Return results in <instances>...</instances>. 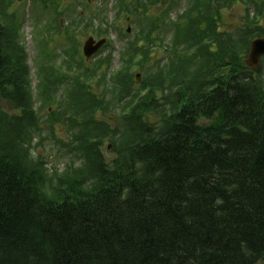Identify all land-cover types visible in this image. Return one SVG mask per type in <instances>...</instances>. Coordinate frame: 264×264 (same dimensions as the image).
<instances>
[{"label":"trees","instance_id":"trees-1","mask_svg":"<svg viewBox=\"0 0 264 264\" xmlns=\"http://www.w3.org/2000/svg\"><path fill=\"white\" fill-rule=\"evenodd\" d=\"M232 1L216 0V15ZM12 2L0 0V95L21 115L0 112V264H264V79L240 59L253 29L229 40L236 59L223 64L222 77L199 83L197 66L161 128L144 125L136 109L129 136L89 114L97 97L75 88L57 119L41 121L17 43L20 21L6 22ZM194 2L196 19L213 25L210 2ZM255 7L261 14L262 4ZM37 65L36 97L50 103L47 80L55 88L64 80ZM105 88V96L123 88L128 109L127 81ZM60 121L79 127L72 138L79 158L52 175L31 144L43 123ZM107 136L111 163L99 151Z\"/></svg>","mask_w":264,"mask_h":264},{"label":"rangeland","instance_id":"rangeland-1","mask_svg":"<svg viewBox=\"0 0 264 264\" xmlns=\"http://www.w3.org/2000/svg\"><path fill=\"white\" fill-rule=\"evenodd\" d=\"M59 6L61 7V15H63L65 24L70 25L69 28V34H72V37L74 35L80 36L79 40L81 45L83 46L85 40L89 36L90 33L87 31L90 29L89 27H98L97 32L99 30L108 29L109 25L111 24V21H119L116 22V27L111 28V32L108 31L109 38H110V45L107 49L103 51L100 57H107L110 56V58L107 60H104V68L105 72L108 74H113L116 71L114 69H117L122 62V57L124 54L122 51L124 49H127V46L131 45L135 41V37L137 32H145L148 29H151L152 23H155L157 31L153 30L155 33L153 36H155V43L154 46L159 47L160 49H156L154 51H149L152 42L147 43L148 45L144 46V42H139V46H143V49L141 50L146 57L145 65L143 68L137 69L135 75L140 74V81L135 86V93L132 90L128 97V105L132 102V97L138 91L140 90V87H145L144 83H148V78L153 75L156 77H159L157 75L158 69L162 65L167 64V69L165 72V78L164 81L161 83H164L166 86L163 85H153L151 87V92L146 96V98L136 104L139 100L137 97L133 100L134 105L136 104L137 107H139L141 104L149 103L151 108H148V112L146 115L148 116L146 118V122H148L150 125L154 126V130H159L162 126V124L165 123L166 119H162L161 115H165L168 117L171 116V111L167 112V107H173V103H171L168 99L169 97H172V93L169 91L171 88V81L175 83H180L182 81V74H179L177 76L176 69L178 65H183L185 68L181 69V73L183 75H186L185 78H183V85H186L187 78H190L192 74L195 76V70L197 66L199 68L202 67L203 73L208 74L209 76H213L214 73L220 74L219 67L215 63V66H211V63L207 64V59H204V56L201 55L199 57H195L196 59L190 58V57H177L174 54H172L176 42L181 43L179 47H186L185 40L188 37V31H190V24L187 28V25L189 23L188 20H186L181 26H177L175 22H180L181 16L192 18L190 16V10L193 7L194 0H157L158 2L154 0H137V9L134 11L132 9L133 5L135 4L134 0H128L129 6L125 4V2L121 0H58ZM248 2L249 0H245ZM147 2V3H146ZM237 1H234L232 4L227 5V7H221L219 17L216 19V27H212L213 30H206L205 33L208 34V37L215 38L217 36L218 41H227V36L224 37L225 33H228L229 40L236 36L235 34L245 28V32L248 30H251L255 27H261V29H264V18L262 16V21L260 24L254 23L253 21V14L256 11L255 5L253 3L243 5L242 3L236 4ZM13 10H18V17H20V20L23 23L22 26V34L24 37L25 46L27 48V52L29 54V62L31 66V85L33 88V95L37 96L40 94L39 92V83L36 78V72L33 68L35 66L34 61L38 59L42 62V59H49L51 58L52 52L43 50L39 47V44L43 43V38L46 34L47 28H53L56 26V23L58 22L59 16L57 13L53 11V8L47 7L45 9L44 4L41 2L34 3L33 0H20L19 4L17 2H13ZM139 5V6H138ZM119 8H124L123 12H120ZM247 9L250 12V18H247L246 12ZM134 11V12H131ZM264 14V13H263ZM204 16L207 17V12L205 11ZM184 20V19H183ZM107 24L103 27V29L100 27L101 24ZM251 24V26L249 25ZM88 25L89 29H86V26ZM128 28H130V32L127 33ZM39 29V31L42 32L38 34V37L36 36ZM207 29V27H205ZM50 34V32H48ZM66 34V33H65ZM223 34V36H222ZM240 34V32H238ZM33 35V36H32ZM177 35H180L177 37ZM195 37V35L193 34ZM97 38L96 36H94ZM65 39L59 38L56 42H48L49 46L54 50V53H62L64 54L65 48L67 49V46H69L68 43L64 41ZM209 43H211V40H209ZM217 41V42H218ZM216 42V43H217ZM185 43V44H184ZM215 43V44H216ZM157 44V45H156ZM58 48L60 51H58ZM82 48V47H81ZM221 53L219 47H215V52ZM177 55V54H176ZM111 56L113 57L111 59ZM174 57V59H172ZM193 56V55H192ZM99 57V58H100ZM97 60H101L96 58ZM184 59L190 60V62L182 63L181 61ZM246 60V51H244L242 58ZM61 60V59H59ZM81 60V59H79ZM86 60V59H85ZM96 60V61H97ZM84 62V61H83ZM172 62L173 67H169L168 63ZM89 65H94L95 61L92 59L87 62ZM103 62H98L99 64L98 68L101 67V64ZM144 63V61H143ZM63 64V63H62ZM132 62H126V65H131ZM141 66V65H140ZM36 68V67H35ZM137 68V67H136ZM135 68V69H136ZM199 70V69H198ZM263 70V79H264V62L262 66ZM189 76L187 77V74ZM187 77V78H186ZM200 77V73H199ZM198 77V78H199ZM160 78V77H159ZM185 79V80H184ZM144 80V81H143ZM203 80V77L201 78ZM206 80H209V77L206 78ZM143 81V82H142ZM199 81V80H198ZM201 81H199L200 83ZM142 83V85H140ZM106 85H103L101 87H96L95 94L99 96L98 103V109L99 116L98 120H105L112 124L110 126L112 129L116 128H124L123 132H128L129 136L132 135L131 130L132 127L129 123L125 122V120H121V108H123V105L125 104V99L120 94V89H118V93L115 95L107 94V96L103 95L104 92H106ZM150 86V85H149ZM174 86V85H173ZM185 88L180 90L179 92H182ZM123 88L121 89L122 93ZM158 91L155 93V91ZM154 92L155 100H150L151 93ZM126 93V91H125ZM33 99L34 101V108H38V111L40 108L42 111L38 112L39 115L43 118L46 116L49 117L48 120L51 119V122L53 119H57V116L54 115V110L63 109L61 107H67L71 104V102H63L64 98L63 91L60 93L57 100H55L53 97L54 102L52 103H46V101L41 102L39 99V96ZM66 96V95H65ZM176 96V95H175ZM174 97V96H173ZM177 97V96H176ZM175 97V98H176ZM52 106V107H50ZM146 106V105H145ZM148 107V106H147ZM152 107L154 109H152ZM136 108V107H135ZM115 110L118 111L116 114H113L111 112H107L106 110ZM151 110V112H150ZM164 110H166V113H164ZM0 111L6 112L10 116L19 115V110L15 108L14 104L10 101H6L1 98L0 96ZM131 112H128L127 114H131ZM200 123H207V121L201 120ZM155 126L157 128H155ZM78 126H67L63 125L61 123H55L53 127L49 126V123H43L41 125L40 134L36 137H34L33 142L31 144V147L34 149L33 152L34 155L42 157L45 161L49 162V172L50 167H56L59 169V173L62 174V169L65 166L66 162H73L76 161L79 158L78 152H73L71 146H76L75 141L72 139L74 132L78 130ZM100 133L99 131H95V134L97 135ZM107 132H102V134H105ZM98 139V141L101 140V138H98L97 136H92ZM40 143V145L36 148V145ZM28 146H30V143H27ZM111 143L107 141L104 145H102V153L105 155V159L110 163L113 159L116 158V155L112 151V145L111 148L109 146ZM119 156V154L117 155ZM52 171V170H51ZM54 175V174H52ZM58 176V175H57Z\"/></svg>","mask_w":264,"mask_h":264},{"label":"water","instance_id":"water-1","mask_svg":"<svg viewBox=\"0 0 264 264\" xmlns=\"http://www.w3.org/2000/svg\"><path fill=\"white\" fill-rule=\"evenodd\" d=\"M90 45H91V42H89L86 47V52L88 53V55L91 54L89 53L91 52ZM262 55H264V40H256L252 43V46H251L248 65H251L252 67L256 68L259 64V60Z\"/></svg>","mask_w":264,"mask_h":264}]
</instances>
